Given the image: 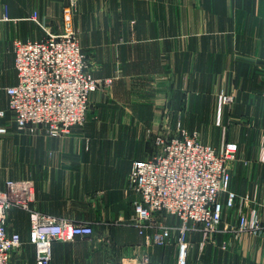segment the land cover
Wrapping results in <instances>:
<instances>
[{"label": "crops", "instance_id": "0c3cea01", "mask_svg": "<svg viewBox=\"0 0 264 264\" xmlns=\"http://www.w3.org/2000/svg\"><path fill=\"white\" fill-rule=\"evenodd\" d=\"M70 1L0 0V110L8 128L0 141V189L9 180L31 181L33 210L94 228L92 237L53 242L52 264L143 257L176 264V240L154 245L152 230L140 234L134 225L139 196L128 189V176L135 161L152 154L150 127L173 134L178 125L218 152L238 145L230 164L235 207L224 210L212 241L200 231L188 234V264H264V229L235 231L241 215L264 227V0H76L74 25L91 73L112 84L92 94L87 122L69 135L20 132L6 94L18 82L14 41L61 34ZM8 230L22 239L11 264H37L29 215L10 210Z\"/></svg>", "mask_w": 264, "mask_h": 264}, {"label": "built area", "instance_id": "2783aa9c", "mask_svg": "<svg viewBox=\"0 0 264 264\" xmlns=\"http://www.w3.org/2000/svg\"><path fill=\"white\" fill-rule=\"evenodd\" d=\"M76 0L63 9L62 32H47L41 41H14L15 69L18 82L6 88L9 112L20 132L44 130L52 137H63L74 127L87 122L91 96L105 90L112 80L93 77L90 64L82 50L74 28ZM33 19L38 22L37 14ZM232 98L223 96L222 102ZM7 112L0 110V141L8 133L3 121ZM152 154L135 161L128 176V189L139 196L134 203V225L140 234L154 230L152 244L166 246L172 241L171 226L152 223L158 216L179 220L178 260L188 264L190 244L187 236L200 231L205 240L212 241L220 231L226 208L235 207L237 196L229 191L230 164L236 160L238 145L226 143L221 152L204 145L197 132L190 133L180 125L172 134L164 127L154 138ZM34 184L31 181H12L0 189V264H11L12 252L22 246L18 233L8 230L10 210L28 213L29 241L35 247L37 264H52V244L94 234L90 223H77L56 218L31 208ZM227 194L223 203L221 197ZM233 229V228H232ZM264 227L258 221L240 216L237 235L259 234ZM121 264H154L148 257Z\"/></svg>", "mask_w": 264, "mask_h": 264}, {"label": "rangeland", "instance_id": "374dc122", "mask_svg": "<svg viewBox=\"0 0 264 264\" xmlns=\"http://www.w3.org/2000/svg\"><path fill=\"white\" fill-rule=\"evenodd\" d=\"M74 15H75V12H74ZM62 16H63V11H62ZM61 20H62V18H61ZM74 28H75V31L77 32V35H78V38H80V34H79V32L77 31V29H76V27H75V25H74ZM90 110H91V107H90ZM90 113V112H89ZM161 131V127H158L157 129H153L152 127H150V129H149V138H150V140H152V145H153V147H154V138H155V135L156 134H158V132H160ZM23 211V210H22ZM27 213V212H26ZM28 214V213H27ZM161 217H163V219L164 218H166V217H169V216H161ZM156 219H159L158 217L157 218H155L154 219V221L152 222L153 224L154 223H156V222H158ZM163 221V220H162ZM86 223H88V222H86ZM167 226H171V228H173L172 229V237L174 236V238L172 239V241L173 240H176L177 241V238H178V233H177V231L175 230L176 228H177V226H172V225H167ZM152 230V235H153V232H154V230L152 229V228H150L149 229V231H151ZM151 235V236H152ZM176 235V236H175ZM151 236H149V239L151 238ZM107 243H108V245H110V241H109V238L108 239H106L105 240ZM177 244V243H176ZM168 245V244H167ZM178 248V247H177ZM177 258H178V250H177ZM178 260V259H177Z\"/></svg>", "mask_w": 264, "mask_h": 264}]
</instances>
